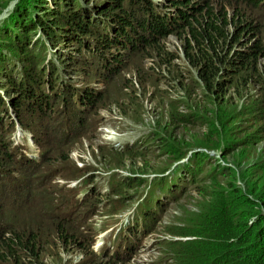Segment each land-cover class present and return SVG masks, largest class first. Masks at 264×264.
<instances>
[{"label": "rangeland", "instance_id": "obj_1", "mask_svg": "<svg viewBox=\"0 0 264 264\" xmlns=\"http://www.w3.org/2000/svg\"><path fill=\"white\" fill-rule=\"evenodd\" d=\"M105 1L78 0V5L80 10L84 9L87 13L86 17L90 20L93 14H96L97 19H101L103 15L100 12H103ZM144 1L151 3V7L156 11H161L168 3L167 0H142L143 3ZM73 3L74 1L67 0H0V59L4 58V61L19 65L24 71L26 81L39 90L46 91L49 99L45 106L46 117L39 109L28 110L25 107L21 108L16 116L12 139L17 147L24 150L19 154L30 160V162L27 160L24 173H21V170L19 175L30 174L31 170H35L41 163L31 159L34 156L42 159L44 157L46 160L44 167L56 165L69 168L71 171L57 180L59 183L57 190L50 188L48 191L50 199H57L63 195V189H65L67 198H72L76 194L72 187L82 181V178H72L93 176L87 189H82L77 193V196L81 198L79 211L83 210L85 221L82 224L85 229L82 233H77L72 225H69L71 230L67 229L70 234L81 237L83 248L72 244L63 248L59 244L56 246L60 247L58 250L50 245L51 240L47 238L39 244L41 256L26 264L99 262L100 260L96 258L98 255L96 250L110 243L108 241L112 234L108 231L115 230L118 225H124L131 220L138 202L132 207L136 197L146 192H151V197L155 198V201L151 200L150 208L158 214L157 227L152 233L150 228V234L143 240L140 253L127 260L126 264H152L157 260L156 256H164L161 252L166 250L168 243L176 239L178 235L175 234H180L178 231L187 227L188 217L194 212L201 211L197 193L193 189L196 183L189 187L184 195L189 199L182 197L179 203H176L174 199L180 195L173 197V194H170L171 185L163 190L161 179L164 178L166 184L170 183V179L175 184L182 177L190 182L191 174L187 171L188 167L195 173L200 169L204 170L202 175L199 174L201 178L214 173L219 165H226L225 160L221 158L222 151L206 148H197L180 163H171L173 155L166 144L177 140L183 145H201L204 143L202 137L205 130L221 128L220 121L226 119L232 121L231 126L242 136H254L256 139L264 137V123L260 121L261 113L256 110L257 106H264V86L263 88L260 86L264 81V61H261L259 74L246 85L240 83L230 85L226 87L227 93L224 95L220 91L219 93L213 92L198 82L192 67L184 61V34L176 30L167 35L165 39L159 40L158 42L161 43L159 46L152 50L150 49L153 45L144 46L143 53L132 56L134 65L136 62L140 63L139 60L142 58V68H145L147 73L144 80H131L132 75L128 73L125 79L121 78L123 75H119L120 83L112 84L111 82L109 84L107 82L109 77L104 74L100 75L98 72L104 73L107 68L115 67L114 63H104L105 59L110 58L108 53L114 48L99 47V51H95L100 44H96L92 38L85 36L86 44L83 49L74 40V30H67L66 27L63 29V23L54 20L55 9H69L70 7L73 9ZM22 17H28L33 26L25 31L26 41L29 42L28 48L20 51L18 49L20 44L7 39L4 29H10L9 31L13 32L14 36L20 35L23 29L17 24H19L18 18ZM43 20H54L56 25L50 26L55 31H49L47 28L51 27H46ZM261 22L264 24V14ZM69 30L71 35L63 38V32ZM92 37L95 36L92 35ZM56 38L58 41L54 40ZM163 43L166 49L174 55V64L182 63L183 68H178L181 71L180 74L169 72L166 65H160L158 50L161 49ZM91 45L94 49L91 48L90 51L97 53L96 59L90 56H87L85 60L82 59L83 52L80 53V50H86L90 54L88 47ZM125 66L135 68L133 61H126L119 74L125 73ZM7 70L10 73L14 68H7ZM133 76L134 78L140 77L136 72ZM8 82L7 77H0V100L5 101V99L11 100L12 98L9 89L4 90L3 88ZM79 94L84 96L97 94L99 98L102 95L104 97L98 101L85 122L76 120L73 130L66 134L67 139H72V135L76 136L79 133L77 139L80 140L64 146L59 143V149H56L57 145L49 136V132L53 133L55 130L49 131L51 122L47 116L50 114L52 117H58V124L62 120L67 121L74 111L68 101L72 97L81 98ZM218 95H220V100L217 98ZM195 114L199 116L195 127L185 125L176 117L179 115L190 118ZM10 115L9 117L14 119L15 110H10ZM256 132L260 136H257ZM244 148L249 151L247 153L250 160H259L264 155V143H260L256 151L251 149V144H246ZM115 149L121 152L130 150L128 153H120ZM64 155L70 159V162H60L65 158ZM230 160L233 162L234 159ZM17 166L20 170L23 164ZM13 170L12 167L10 172L13 173ZM2 171L7 173L5 169ZM5 179L7 178L2 180L0 194L5 200L10 201L11 207L7 205L10 213L7 214L17 215L20 226L21 224L26 225L28 229V227H34L36 223L44 224L46 218L59 217L55 207L47 210L48 194L45 193V189L40 195L35 196L38 198L36 204L39 206L36 205L37 208H34L25 203V198L21 197L23 200H20L12 197L15 192L4 187L7 181ZM25 182L28 191L29 183ZM20 183L24 184V181L20 179ZM95 187L102 193L109 192L108 195H102L94 201L95 203L107 201L106 205L97 211L86 204L90 201L89 198L84 201V195L90 197L88 193ZM121 197L124 206L114 215L115 200ZM198 200L202 199L198 198ZM156 201L163 203L158 205ZM14 204L20 206L15 207ZM68 219H72L73 224H78L79 216H69ZM2 226L0 222V232ZM46 233L43 232L42 236H47ZM89 233L90 239L88 240L86 237Z\"/></svg>", "mask_w": 264, "mask_h": 264}, {"label": "trees", "instance_id": "obj_2", "mask_svg": "<svg viewBox=\"0 0 264 264\" xmlns=\"http://www.w3.org/2000/svg\"><path fill=\"white\" fill-rule=\"evenodd\" d=\"M67 1H74L73 9L71 7L55 9L53 17L54 20L63 23V29L66 27L67 30H74L73 37L77 45L83 48L86 44L85 36H89L96 44H100L95 51H99V47L114 48L108 53L110 58L105 59L104 63H114L115 67L107 68L104 73L98 72L100 75L109 77L107 78L109 84L120 83L119 75H123L121 78L125 79L128 73L132 75L131 80H144L147 73L145 68H142V58L139 60L140 63L136 62L134 65L132 56L143 53L144 46L153 45L150 50L159 46L161 44L159 40L165 39L176 30L184 34V61L192 67L198 82L213 92L220 91L224 95L227 93L226 87L230 85L239 83L246 85L259 74L261 61H264V24L261 22L264 14V0H167L168 3L161 11H156L151 7V3L145 1L143 3L142 0H106L103 12H100L103 18L97 19L96 14H93L90 16L92 20L86 17L87 13L84 9L80 10L78 0ZM18 20L17 26L23 29L20 35L14 36L10 29H4V33L7 39L20 44L18 49L21 51L29 46L25 31L29 30L33 23L28 17L18 18ZM54 20H43V24L46 27H51L50 25L53 27L56 25ZM52 27L47 29L55 31ZM70 30L63 32V38L71 35ZM54 40L58 41V38ZM91 48L94 49L93 45L88 47L90 54L83 50L84 48L80 50V53L83 52L82 59L85 60L87 56L96 59L97 53L90 51ZM158 51L160 65H166L169 72L180 74L181 71L178 68H183L182 63L174 64L175 57L166 49L164 43ZM155 55L158 56V54ZM126 61H133L135 68L125 66V73L119 74ZM174 66L177 68H173ZM7 68H14V70L9 73ZM134 72L140 77L134 78ZM0 77L9 79L3 88L9 89L12 97L11 100H0V187L3 178H7L4 187L15 192L12 197L20 200H23L21 199L23 197L26 204L37 208L38 198L35 196L40 195L43 189L46 194L50 188L55 189L54 180L61 176L59 167L56 165L44 167L46 160L44 157L41 158V163L35 170L19 177L25 184L23 190L24 184L20 183V179L14 175L19 169L17 165L20 159V148L15 145L12 135L16 125L15 119L17 120L16 116L21 108L39 109L46 117L45 106L49 99L46 91L39 90L26 81L24 71L19 65L4 61V58L0 59ZM260 86L263 88L264 81ZM103 93L105 95V92ZM104 95L100 98L97 94L70 98L68 102L74 108L72 117L67 118V121L62 120L59 124L58 117H52L50 114L47 116L51 122L49 131L55 130L53 133L49 132V136L57 145L56 149H59V143L64 146L80 140L77 139L79 133L76 136L72 135V139H67L66 134L73 130L76 120L86 121V117L88 118ZM217 98L220 100V95ZM12 109L15 110L14 119L9 117ZM256 110L261 113L260 121L264 123V106L259 105ZM176 117L185 125L195 127L198 124L196 123L199 118L197 114L190 118L179 115ZM220 123L221 128L205 130L202 137L204 143L201 145H183L177 140L166 144L173 155L171 163H180L195 149L206 148L222 151L221 158L225 160L226 165H219L214 173L201 178L199 174L204 170L200 169L201 171L195 173L188 167L187 171L191 174L190 182H187L185 177L175 184L171 179L169 184H166L164 178L161 179L163 190L171 185L170 194L172 193L173 197L180 195L174 199L176 203H179L180 199L185 197L189 187L196 183L193 189L197 197L202 199L199 201L197 198L201 211L194 212L188 217L187 227L178 231L180 234H175L179 239L176 237L168 243L166 250L160 251L164 256H156L157 260L152 264H264V155L259 160H250L247 153L249 151L244 148L246 144H251V149L256 151V147L264 143V137L256 139L254 136H242L231 126L232 121L227 119ZM256 135L260 136L258 132ZM129 150L121 152L115 149L120 153H128ZM64 157L60 162H70L66 155ZM21 158L23 163H28L25 161V156L21 155ZM231 158L234 159L233 162ZM12 167L13 173L10 172ZM4 169L7 173L2 171ZM25 181L29 183L28 191ZM150 194L151 192H147L146 195L149 206H151V200L155 201ZM49 196L48 194L47 210L55 207V204L49 200ZM156 203L160 205L163 202L156 201ZM7 205L11 207L10 201L5 200L0 194V222L3 225L0 232V264H26L33 259H38L41 256L39 244L47 238L51 240L50 245L54 247L61 244L63 248H66L72 244L83 248L81 237L67 232L72 225L77 233H82L81 226L73 224V221L60 220L58 216L50 219L46 215L49 219L46 218L44 224L36 223L34 227L27 229L26 225H19L17 215L7 214L10 213ZM96 205L94 203V207ZM14 206L20 205L14 204ZM149 212L157 224L158 214L151 208ZM131 231L138 234L143 232H136L133 229ZM43 232H47V236H42ZM56 248L60 249V247ZM96 258L100 261L90 264L127 263V260H123L111 249H108L103 256H96Z\"/></svg>", "mask_w": 264, "mask_h": 264}, {"label": "clouds", "instance_id": "obj_3", "mask_svg": "<svg viewBox=\"0 0 264 264\" xmlns=\"http://www.w3.org/2000/svg\"><path fill=\"white\" fill-rule=\"evenodd\" d=\"M118 148H123V147H118ZM19 150L20 152L24 151L23 148H20ZM19 157L20 159L18 160V165L21 166V164H23V166L21 167L20 170L18 169L17 171L18 173L15 175L18 178L21 176L19 175L20 171L22 170L21 173H23V169L26 166V163H23L21 161L23 159L21 158L20 154H19ZM25 159H26L25 161L27 160L30 161L29 159H27V157ZM31 159L41 162V158L38 156H34ZM58 171L60 172L61 176L57 177L54 180V184L56 185L54 191L57 190V188L59 187V183L57 182V180L71 170L69 168L59 167ZM78 178H82V181L76 184L75 187H72V190L76 193L74 196H72V198L68 199L65 193V189H63V195H61L57 199H49V200L55 204V208L57 209L56 213L57 215H59L60 220L73 221L72 219H68L69 216H74V217L79 216L78 225L81 226L82 228L81 231L83 232V229H85V226L82 223L85 221V218L82 213L83 210L79 211L80 206H81V198L77 196V193L82 189H87V185L91 183V181L93 180V176L92 175L76 176V177H73L72 179H78ZM110 190L111 189L109 188V191ZM108 193L109 192L102 193L100 190H98L95 187L88 193L90 197H88L87 195H84V198H85L84 201H87L88 200L87 198H89L90 201L86 204L90 206L93 210L97 211V210H100V208L104 207L107 201L97 202L96 207H94V203H95L94 200L101 198L102 195H108ZM146 195H147V192L136 197V200L134 201L132 207L135 206L137 201L138 202L135 206L134 212L132 213V218L128 223L124 225L123 224L118 225V227L115 230L112 229L111 231H108L112 234L111 239L108 241L110 243L108 245L104 244L100 249L96 250V253L98 254L97 256H103L105 253L108 252V249H111L112 252H114L115 254H118L123 260H130L135 255H138L140 253V250L143 247L142 246L143 240L146 239L148 235L150 234L149 232L150 228H151V233H152L157 227V224L155 222L153 215L149 214L150 206H149V201ZM123 206H124V202L122 201V197L120 199L115 200V204L113 208L114 215ZM88 228L91 229L90 227ZM132 229L135 230L136 232H142V231L143 232L141 234L133 233V231H131ZM86 238L90 239V233ZM83 241L85 242V238H83Z\"/></svg>", "mask_w": 264, "mask_h": 264}, {"label": "bare ground", "instance_id": "obj_4", "mask_svg": "<svg viewBox=\"0 0 264 264\" xmlns=\"http://www.w3.org/2000/svg\"><path fill=\"white\" fill-rule=\"evenodd\" d=\"M165 199V198H164Z\"/></svg>", "mask_w": 264, "mask_h": 264}]
</instances>
